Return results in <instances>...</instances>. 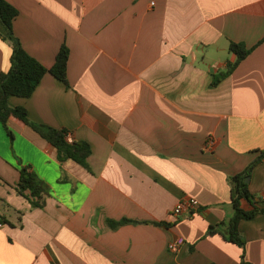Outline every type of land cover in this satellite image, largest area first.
<instances>
[{"label":"crops","instance_id":"1","mask_svg":"<svg viewBox=\"0 0 264 264\" xmlns=\"http://www.w3.org/2000/svg\"><path fill=\"white\" fill-rule=\"evenodd\" d=\"M7 1L29 55L52 68L70 51L69 87L47 74L9 105L68 129L92 155L89 170L62 163L19 119L7 122L13 141L0 123V215L15 225L0 226V264H240L241 248L207 232L233 215L229 178L264 151V44L211 84L236 60L231 42L264 38V0ZM4 38L0 20V75L13 53ZM20 165L50 185L44 209L17 193ZM248 184L264 209V160ZM192 199L197 213L172 215ZM124 219L141 224L109 225ZM239 230L247 260L264 264V214Z\"/></svg>","mask_w":264,"mask_h":264},{"label":"trees","instance_id":"2","mask_svg":"<svg viewBox=\"0 0 264 264\" xmlns=\"http://www.w3.org/2000/svg\"><path fill=\"white\" fill-rule=\"evenodd\" d=\"M18 16L19 12L14 6L7 0H0V20L6 29L8 37L4 39H9L13 47L10 70L0 75V123L3 124L13 141L14 135L8 128L7 122L11 117L19 119L24 124L31 127L57 150L60 162L63 163L68 160H73L89 170L88 159L92 155V148L87 142L76 141L74 139L70 142L69 136L71 132L68 129H58L32 122L25 108H13L9 105V99L12 96L21 98L31 97L47 74H51L69 87L67 74L70 51L68 47L66 45L62 46L57 56L56 63L52 68L43 66L39 61L27 53L19 39L15 36L13 26ZM262 44H264V38L252 48H248L244 43L231 42L229 51L236 56V60L228 63L225 72L215 75L211 87H217L223 80L231 76L239 65ZM263 160L264 151L244 172L229 178L233 215L224 222L209 227L207 232V236L221 235L229 243H233L241 248L242 254L240 264L251 263L246 258L247 241L240 232L239 226L244 220H252L256 218L257 215L261 213L264 214V209L257 206L258 197L251 193L249 184L246 183V179L251 176L254 168L262 163ZM20 166V180L16 185L17 193L29 201L32 209H44L47 205V199L50 197V185L43 181L31 167ZM244 202L250 203L253 209L250 211L245 210L243 208ZM128 224L141 223L128 219L119 222L109 221V225L113 229ZM0 225L15 226L1 215Z\"/></svg>","mask_w":264,"mask_h":264},{"label":"built area","instance_id":"3","mask_svg":"<svg viewBox=\"0 0 264 264\" xmlns=\"http://www.w3.org/2000/svg\"><path fill=\"white\" fill-rule=\"evenodd\" d=\"M69 141H72L71 136H69ZM214 143L211 141L209 142V147H213ZM200 209V204L197 200H185L183 202H180L173 210L172 215L177 218L181 219L183 217L191 216L193 213H197ZM2 226V225H0ZM183 244L182 240L173 242L170 244L169 249L172 252H177L180 248V246Z\"/></svg>","mask_w":264,"mask_h":264},{"label":"rangeland","instance_id":"4","mask_svg":"<svg viewBox=\"0 0 264 264\" xmlns=\"http://www.w3.org/2000/svg\"><path fill=\"white\" fill-rule=\"evenodd\" d=\"M228 59H230V60H234V56L233 55H231L230 57H227Z\"/></svg>","mask_w":264,"mask_h":264},{"label":"water","instance_id":"5","mask_svg":"<svg viewBox=\"0 0 264 264\" xmlns=\"http://www.w3.org/2000/svg\"><path fill=\"white\" fill-rule=\"evenodd\" d=\"M250 178V177H249ZM249 178L246 179V183H249Z\"/></svg>","mask_w":264,"mask_h":264}]
</instances>
